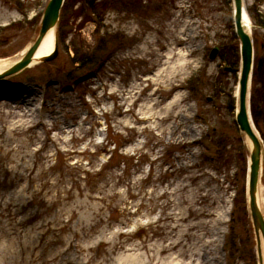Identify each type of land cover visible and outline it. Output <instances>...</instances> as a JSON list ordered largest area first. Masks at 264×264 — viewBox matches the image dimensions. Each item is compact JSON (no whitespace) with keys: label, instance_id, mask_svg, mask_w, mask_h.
<instances>
[{"label":"rangeland","instance_id":"1","mask_svg":"<svg viewBox=\"0 0 264 264\" xmlns=\"http://www.w3.org/2000/svg\"><path fill=\"white\" fill-rule=\"evenodd\" d=\"M49 1L0 0V60ZM74 1L56 58L0 80V264H259L232 0ZM241 1L260 57L264 0ZM261 180L264 211V149Z\"/></svg>","mask_w":264,"mask_h":264},{"label":"water","instance_id":"2","mask_svg":"<svg viewBox=\"0 0 264 264\" xmlns=\"http://www.w3.org/2000/svg\"><path fill=\"white\" fill-rule=\"evenodd\" d=\"M64 0H50L46 6L40 22V27L35 40L24 52L23 56L8 69L0 73V80L7 79L13 75L23 72L30 66L34 55L44 40L47 33L56 30L59 12ZM233 4V24L234 33L239 42V74L237 82L235 121L240 133L246 142L248 149V169L246 193L248 198V210L252 227L256 236L258 262L261 263V243L264 247V216L257 204L258 185L261 183L262 173V142L253 130V125L249 112V88L253 69V45L250 35L245 32L242 26V1L232 0ZM218 49L213 48L209 59L217 57ZM57 56V42H55L52 52L40 59L39 62H50Z\"/></svg>","mask_w":264,"mask_h":264},{"label":"trees","instance_id":"3","mask_svg":"<svg viewBox=\"0 0 264 264\" xmlns=\"http://www.w3.org/2000/svg\"><path fill=\"white\" fill-rule=\"evenodd\" d=\"M126 1V0H124ZM123 0H101L96 3V0H82L84 7L88 10L89 14L96 17L95 19L102 20L105 13L110 10L121 9L126 6ZM127 4L129 2L126 1ZM75 4L74 0H65L63 7L61 9V14H65L68 9ZM129 5V4H128ZM83 8L78 11L71 13V16L74 18L80 17L82 15ZM84 22L88 21V18H83ZM94 19V20H95ZM90 21V20H89ZM259 26L264 29V20L259 23ZM58 27V26H57ZM57 35H60L57 30ZM60 38V36H59ZM64 39V38H63ZM87 60V56L81 55L79 59L73 61V65H81ZM232 69L230 70L232 75L236 77L237 68H238V50H236L233 62L230 64ZM229 104H233L229 101ZM230 107V106H229ZM250 114L252 122L255 129L259 133V136L264 144V54L262 56L254 57V65L252 71L251 79V91H250ZM245 157H243V168L241 169V179H245L246 170L244 169ZM244 176V177H243ZM244 178V179H243ZM244 188L242 194L244 195Z\"/></svg>","mask_w":264,"mask_h":264},{"label":"bare ground","instance_id":"4","mask_svg":"<svg viewBox=\"0 0 264 264\" xmlns=\"http://www.w3.org/2000/svg\"><path fill=\"white\" fill-rule=\"evenodd\" d=\"M242 10H243V14H242V26L243 29L245 30V32L247 34H249L252 30V23L251 20L248 16L247 10L245 8L244 5H242ZM54 42H55V31L51 30L47 33V35L45 36L44 40L42 41L41 45L39 46L36 54L34 55L32 62L30 63V66L37 64L41 58L48 56L52 50H53V46H54ZM25 50L22 51L17 57L12 58V59H5V60H0V73L6 69H8L10 66H12L16 61H18L21 56L24 54ZM234 96H237V87L235 88V92H234ZM254 130V129H253ZM261 184V183H260ZM261 185H258V192H257V204L258 207L260 209V211L262 212V214L264 213L263 211V196L261 193ZM264 216V214H263ZM261 263L259 264H264V247H263V243H261Z\"/></svg>","mask_w":264,"mask_h":264}]
</instances>
